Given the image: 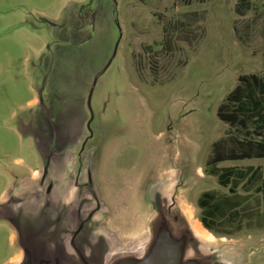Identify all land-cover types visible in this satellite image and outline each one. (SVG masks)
<instances>
[{
  "label": "rangeland",
  "instance_id": "374dc122",
  "mask_svg": "<svg viewBox=\"0 0 264 264\" xmlns=\"http://www.w3.org/2000/svg\"><path fill=\"white\" fill-rule=\"evenodd\" d=\"M250 74L264 78V0H0V210L43 221L42 177L58 174L47 135L37 142L47 118L70 147L65 170L80 158L90 167L99 208L83 233L99 263L149 252L146 264H264V157L211 160L239 140L264 141V128L217 114ZM224 166L242 179L236 190L210 173ZM205 190L234 194L239 219L213 221L220 233L199 220ZM14 220L0 214V264L22 245ZM194 220L212 237H197Z\"/></svg>",
  "mask_w": 264,
  "mask_h": 264
},
{
  "label": "flooded vegetation",
  "instance_id": "af4514ba",
  "mask_svg": "<svg viewBox=\"0 0 264 264\" xmlns=\"http://www.w3.org/2000/svg\"><path fill=\"white\" fill-rule=\"evenodd\" d=\"M49 122L52 123V121H48L47 118H45V123H48V126H46V124L42 126L43 128L37 135V142H39V144H44L42 142L43 139L41 138V136L43 137L44 135H47L49 143L46 146L47 148H50L52 150L51 154L48 156V159L52 160V163L54 162L58 163L57 177L54 176L52 177L53 179H50V177L46 175V172L44 173V176L42 177L43 179H46L47 181L45 185L46 186L45 188L46 196L45 197L47 200L46 207H50L54 205V202L57 200L59 221H65L64 223L66 225H69V224L71 225L70 229L62 230L60 232V237H59L60 254H63V252L65 251V245H66L67 246L66 250L67 251L72 250L75 253L78 259V262L80 264H98V258L96 257L97 254H95L94 246L92 245L93 241L91 240V237H88L86 235V232L83 233L86 223L90 221L94 213L98 211V208H99L98 201L95 202V200L93 199V192H90V183L92 181L90 167L88 164H87L88 166L83 167L82 166L83 161L80 158L79 160L81 163L79 162L77 171H73L72 173H69L65 170L64 162L67 161V158L65 157V151L68 150L70 147H67V146L65 147V145H63L62 147H59V145H57L58 143L59 144L61 143V141L60 142L56 141V139L58 140V136H60L59 129L61 127L60 125L51 127L49 125L51 123ZM86 125H87V121H86ZM55 130L57 131V136H55ZM63 140L64 142H66L65 139ZM69 143L70 142L68 143L66 142L65 144L69 146ZM52 147L55 148V151H53ZM77 150H78V147L75 149V154L78 155ZM69 159H71V156L69 157ZM49 160L47 162L48 165H50ZM48 165H46V169L48 168ZM57 179H59L58 185L59 186L61 185V187L59 188H55L54 181H56ZM71 186L73 188H71ZM83 192L84 194L86 193L85 195L86 197H83ZM68 194L70 198L67 201V196L65 197V195H68ZM89 195L91 196V198L89 197ZM15 200L17 203V199ZM60 203L62 205H60ZM158 205H159V208H162L160 207L161 206L160 202ZM11 208L12 207H9L7 209V212H4V210L1 209L0 214L14 218L15 223L19 224V219L18 218L16 219V217L12 214L10 215L9 211ZM167 208L168 210H170L171 206ZM16 209H19V208L16 207ZM83 210L85 211L83 212ZM46 222H50V221L47 220ZM136 260H139V259L134 258V260H132V263ZM146 262L147 261L144 257L143 260H139L138 263L146 264ZM172 264H176V263L174 262Z\"/></svg>",
  "mask_w": 264,
  "mask_h": 264
},
{
  "label": "trees",
  "instance_id": "16d2710c",
  "mask_svg": "<svg viewBox=\"0 0 264 264\" xmlns=\"http://www.w3.org/2000/svg\"><path fill=\"white\" fill-rule=\"evenodd\" d=\"M239 12L242 13L241 10ZM239 79L245 81L247 89H243L240 85L236 86L227 96L226 101L220 104L217 114L220 119L225 120L231 125H239L248 128L247 123L253 124L254 128L259 127L255 132L260 135L262 134L260 133L261 129L264 128V78L256 74H250L248 77L240 76ZM245 132L249 133L247 129ZM236 149L237 150L234 149V146L228 148V151L225 150L223 155H216L211 160L215 159L216 162H218L226 158L264 157L263 140H251L247 138L245 141L239 140ZM210 173L216 175L219 183L223 186H227L231 183L233 188H235L242 180L241 178L237 180L231 178L232 167L228 166L219 168L213 167ZM255 174L261 176L258 170H254L251 174V178ZM257 188L260 189L259 186H257ZM233 195L234 194L216 195L212 190H205L200 193L196 202L202 212L199 216V220L206 229L220 233L221 231L215 230L212 227L211 223L213 221L217 222L219 227H222V225L225 224V220L234 222L236 219H239L237 205L233 204L231 200ZM224 204L228 205L229 208L227 210H223Z\"/></svg>",
  "mask_w": 264,
  "mask_h": 264
},
{
  "label": "crops",
  "instance_id": "0c3cea01",
  "mask_svg": "<svg viewBox=\"0 0 264 264\" xmlns=\"http://www.w3.org/2000/svg\"><path fill=\"white\" fill-rule=\"evenodd\" d=\"M34 101L35 98H32L29 100V103H33ZM16 161H21V158H17ZM66 196L67 195H65V197ZM52 206L56 208V212L58 213V207L55 205ZM52 206L46 207L47 209L42 206L37 207L38 210L42 211L43 213V216L41 217L43 221L34 222L35 225H33L31 221L26 219V214L22 213L20 209H10V215L12 214L16 217V219H19L18 227L21 229L20 238L22 240V245L10 257V262L12 264H80L75 253L72 250H66V245L65 251L63 252V254H60V232L62 230L70 229L71 225H66L64 223L65 221H59L58 215L55 217H50ZM25 212H27V210ZM47 220H49L50 222H46ZM41 224V227L36 228V226ZM49 230H51L53 237L51 236ZM47 234L49 235L47 236ZM11 237L13 238L14 236L11 235ZM55 255L57 257L54 258ZM50 256H53L54 259L51 260Z\"/></svg>",
  "mask_w": 264,
  "mask_h": 264
},
{
  "label": "water",
  "instance_id": "95a60500",
  "mask_svg": "<svg viewBox=\"0 0 264 264\" xmlns=\"http://www.w3.org/2000/svg\"><path fill=\"white\" fill-rule=\"evenodd\" d=\"M119 38H120V36L117 38V40L115 41V44H114V47H113V50H112V53H111V55H110V57L108 58V60H107V62L104 64V66L94 75V77H93V81H92V83H91V86H90V89H89V93H88V95H87V105L90 107V102H89V99H90V95H91V91H92V89H93V86H94V84H95V82H96V79H97V77L105 70V68L107 67V65L110 63V61H111V59H112V57L114 56V54H115V51H116V48H117V44H118V41H119ZM90 117H89V119L87 120V127H89V122H90V120H91V118H92V113H91V111H90ZM162 212H164V210H162V209H160L159 208V211L157 212V216L159 215V216H161L160 217V219H162V224H161V226L160 227H162V225H163V223L165 222V221H167V220H164L163 218H162V215H161V213ZM165 218V217H164ZM91 221V220H90ZM153 241V238H152V240H151V242ZM151 244V243H150ZM95 246V245H94ZM150 250V249H149ZM146 253V252H145ZM144 253V254H145ZM144 254H141V255H136V253H134V254H130V256L128 257V260H123V261H116V262H118V263H121V264H139L138 262H139V260H143V258L145 257V259H146V261L148 262V254H149V252H148V254L147 255H144ZM136 258V259H139V260H136V261H134L133 263H132V260H134V258ZM176 261H179V260H175V263H176ZM146 262V263H147ZM98 264H103V263H99V261H98ZM176 264H178V262L176 263Z\"/></svg>",
  "mask_w": 264,
  "mask_h": 264
},
{
  "label": "bare ground",
  "instance_id": "6f19581e",
  "mask_svg": "<svg viewBox=\"0 0 264 264\" xmlns=\"http://www.w3.org/2000/svg\"><path fill=\"white\" fill-rule=\"evenodd\" d=\"M192 230L194 234L203 239H209L212 237V234L204 230V228L197 222V220H194L192 222Z\"/></svg>",
  "mask_w": 264,
  "mask_h": 264
}]
</instances>
